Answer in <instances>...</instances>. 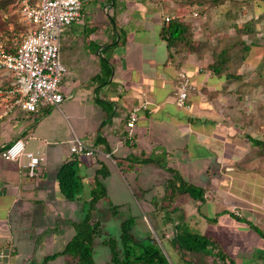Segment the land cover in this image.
I'll return each instance as SVG.
<instances>
[{"label":"crops","instance_id":"obj_1","mask_svg":"<svg viewBox=\"0 0 264 264\" xmlns=\"http://www.w3.org/2000/svg\"><path fill=\"white\" fill-rule=\"evenodd\" d=\"M183 3L84 1L81 17L61 37L68 70L61 83L64 102L41 106L36 113L16 111L0 121V254L12 252L0 264H73L62 252L75 234L74 222L82 220L91 202L96 176L109 190L111 174L121 178L120 171L134 183L120 180L115 196L125 192L132 199L134 187L169 189L173 178L156 177L167 171L176 173L184 187L206 190L195 221L192 212L181 221L167 217L164 235L169 252L179 255L178 264L183 257L174 240L181 222L187 231L215 237L231 264H264V150L253 151L249 143L264 134H247L248 143L241 139L242 126L226 115L228 102L211 96L222 82H210L216 76L208 69L210 61L204 63L208 55L170 52L162 40L166 18L183 19ZM184 76L195 89L179 107ZM134 109L139 118L130 132L127 120ZM19 139L27 152L45 159L33 178L25 156L18 161L1 157L2 149ZM77 141L94 148L95 156L73 155ZM73 157L80 163L81 189L70 201L59 190L57 174ZM206 174H211L208 180ZM247 174L254 176L253 188L246 184ZM219 193L227 201L209 219L199 209ZM222 215L230 225L204 233L206 224L219 225ZM171 226L175 236L169 239ZM210 248L218 258V247ZM194 255L198 264H208L206 254ZM105 264H112L111 255ZM212 264L225 263L214 258Z\"/></svg>","mask_w":264,"mask_h":264},{"label":"rangeland","instance_id":"obj_2","mask_svg":"<svg viewBox=\"0 0 264 264\" xmlns=\"http://www.w3.org/2000/svg\"><path fill=\"white\" fill-rule=\"evenodd\" d=\"M198 1L205 2L202 5H198ZM181 2H185L180 5L185 10L182 20L191 25V32L196 43L198 41L206 42L209 45H216L225 37L234 35L235 30L232 27L233 24L242 27L243 23L249 18L264 14V0H226L217 6L212 5V0H181ZM169 11L174 13L176 10L169 9ZM26 29L20 11L19 1L0 0V44H4L7 47L12 46L14 39L16 41L21 40V36ZM255 42L256 45L252 48L245 63L239 69L240 77L237 81L225 80L218 77H213L214 79L210 81L214 84L222 82V85L218 87L219 90L211 96H214V98H222L224 102H228L230 109L226 115L229 117L233 116L235 122L242 126L243 132L241 139L245 140L246 143L249 142L245 138L247 134L256 138L264 134L263 29L261 30V35L255 39ZM180 52L186 53L188 51L182 50ZM205 55L209 56L204 62L206 65L208 60L211 62L212 55L211 52H207ZM205 69L207 68L204 67ZM255 141L250 140L249 142L253 151L259 149ZM154 161L159 162L156 159ZM167 172L168 174L159 172V174H156V177L162 182L168 176L169 179L173 178L171 180L174 182L169 189L163 188L161 184L155 188H142L140 190L134 187L132 190L134 194L132 199L130 196L128 197L124 194L125 192L115 196V193L118 192L120 180L125 179L128 183H134L133 181L131 182V176L125 171H120L121 178L113 173L111 174L112 181L110 183V189H106L107 198L95 203L93 209V214L102 220L103 232L101 238H98L95 244L96 253L94 261L96 264H105L106 258L111 255L110 247L107 245L102 246V241L110 238L119 240L122 234V223L127 219L134 220L135 226L133 232L137 239L144 240L152 235L165 252L171 264H178L176 259L178 260L179 255L168 250V240L165 239L164 225L167 224V217L181 221V219L188 216L189 212L193 213L192 221H195L196 218L194 216H198V208L201 200L198 195V187H183L181 178H178L179 183H175L178 182L176 178L179 177L176 173L171 171ZM108 175L107 172V177H110ZM210 176L211 174H206L204 177L208 180ZM245 176L248 179L246 180V184L253 188L254 176L252 174ZM101 177L103 176L101 175ZM251 177L252 181L249 180ZM169 179L167 180L166 178L167 181ZM108 191L112 194L111 198L108 196ZM226 197V195L219 193L216 199L208 200L207 204H203L199 212L205 213L209 219L212 218L217 209L221 207V204L227 201ZM90 206L91 203H88L85 211ZM183 209L185 211H182ZM224 218L223 215L220 217L219 225L208 222L205 226L204 233L212 234L218 228L221 230L225 226L228 227L230 224ZM171 232L173 234L171 233L169 239L175 236L174 226H171ZM211 249L205 252L206 258H210L208 259V264H212L214 258L219 260L213 257ZM209 251H211V254ZM184 255L185 257L182 254L183 258L181 260L183 264H198V260L189 249L186 248Z\"/></svg>","mask_w":264,"mask_h":264},{"label":"trees","instance_id":"obj_3","mask_svg":"<svg viewBox=\"0 0 264 264\" xmlns=\"http://www.w3.org/2000/svg\"><path fill=\"white\" fill-rule=\"evenodd\" d=\"M212 1V5L217 6L226 0ZM204 2L198 1V5H202ZM232 27L235 30L234 35L225 37L216 45H209L206 42L198 41L196 43L191 32V25L188 22L179 18H170L169 22L165 21L161 30V38L170 52L177 53L187 50L200 58L207 52H211L212 60L208 69L212 75L225 80L237 81L240 77L239 69L256 45L255 39L261 35V30H264V14L249 18L242 27L237 24H233ZM255 140L251 139V141L257 142L259 148L264 150V136ZM79 164L77 157H73L61 165L57 174L59 190L70 201L76 200L81 189ZM100 175L106 176L103 172ZM178 178L180 177H177L176 181ZM95 183L91 206L85 211L81 221L74 222L75 234L62 252L63 255L72 260L73 264H96L94 261L95 244L103 232L102 220L93 214V209L95 203L107 198V192L104 184L97 176ZM205 192V189L198 187L200 200H204ZM134 226V220L127 219L122 223V234L119 240L110 238L102 241L110 247L112 264H171L155 237L150 235L144 240L137 239L133 232ZM176 230L174 241L181 248L184 257L186 248L192 254L199 256L205 254L210 247L216 246L218 247L217 256L219 260L225 264H231L225 249L212 235L187 231L182 222L177 225Z\"/></svg>","mask_w":264,"mask_h":264},{"label":"built area","instance_id":"obj_4","mask_svg":"<svg viewBox=\"0 0 264 264\" xmlns=\"http://www.w3.org/2000/svg\"><path fill=\"white\" fill-rule=\"evenodd\" d=\"M18 1L27 29L21 40H13L12 46L0 44V121L16 111L36 113L41 106L56 108L64 102L61 83L68 70L61 59V37L81 17L85 0ZM194 89L190 79L184 76L177 98L179 107L186 106L188 94ZM138 118V109L129 113L127 128L130 132ZM71 153L95 156L96 150L77 141ZM23 156L29 161L28 175L37 176L45 159L27 152L21 139L1 151V157L7 161H18ZM3 192L4 188L0 187V194ZM11 253H1L0 259Z\"/></svg>","mask_w":264,"mask_h":264}]
</instances>
